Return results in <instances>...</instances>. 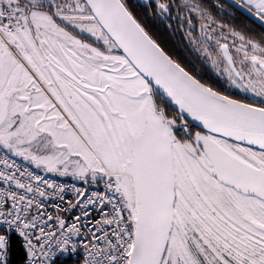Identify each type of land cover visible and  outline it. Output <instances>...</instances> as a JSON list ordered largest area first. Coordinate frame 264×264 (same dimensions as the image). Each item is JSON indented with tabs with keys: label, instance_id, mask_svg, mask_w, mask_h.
Returning <instances> with one entry per match:
<instances>
[{
	"label": "snow or ice",
	"instance_id": "1",
	"mask_svg": "<svg viewBox=\"0 0 264 264\" xmlns=\"http://www.w3.org/2000/svg\"><path fill=\"white\" fill-rule=\"evenodd\" d=\"M70 254L264 264V0H0V264Z\"/></svg>",
	"mask_w": 264,
	"mask_h": 264
},
{
	"label": "built area",
	"instance_id": "2",
	"mask_svg": "<svg viewBox=\"0 0 264 264\" xmlns=\"http://www.w3.org/2000/svg\"><path fill=\"white\" fill-rule=\"evenodd\" d=\"M50 179H54L58 183H66V184L77 183V181H75L72 177H69V176H65V177L52 176L50 177ZM77 186H80V185L77 183ZM64 264H82V260L80 259L79 255L70 254L69 256H66L64 258Z\"/></svg>",
	"mask_w": 264,
	"mask_h": 264
},
{
	"label": "trees",
	"instance_id": "3",
	"mask_svg": "<svg viewBox=\"0 0 264 264\" xmlns=\"http://www.w3.org/2000/svg\"><path fill=\"white\" fill-rule=\"evenodd\" d=\"M216 2H223L221 0H216ZM224 3V2H223ZM225 5H228L226 3H224ZM244 24H247L249 25L250 27H254L256 28V30H259V24L258 23H253L252 20H249V19H246L244 16H241L239 19L236 20V25L239 27V26H242Z\"/></svg>",
	"mask_w": 264,
	"mask_h": 264
},
{
	"label": "water",
	"instance_id": "4",
	"mask_svg": "<svg viewBox=\"0 0 264 264\" xmlns=\"http://www.w3.org/2000/svg\"><path fill=\"white\" fill-rule=\"evenodd\" d=\"M221 1H223L224 3H226V4H228V5L232 2V0H221ZM137 2L142 3L143 0H137ZM256 23H258V22H256ZM258 24H259V23H258Z\"/></svg>",
	"mask_w": 264,
	"mask_h": 264
},
{
	"label": "rangeland",
	"instance_id": "5",
	"mask_svg": "<svg viewBox=\"0 0 264 264\" xmlns=\"http://www.w3.org/2000/svg\"><path fill=\"white\" fill-rule=\"evenodd\" d=\"M69 177H71V176H69Z\"/></svg>",
	"mask_w": 264,
	"mask_h": 264
}]
</instances>
